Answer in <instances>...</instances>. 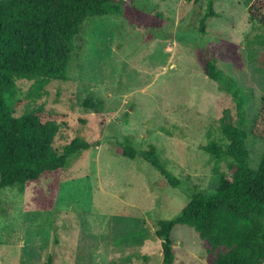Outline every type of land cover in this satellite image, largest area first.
<instances>
[{
  "label": "rangeland",
  "instance_id": "rangeland-1",
  "mask_svg": "<svg viewBox=\"0 0 264 264\" xmlns=\"http://www.w3.org/2000/svg\"><path fill=\"white\" fill-rule=\"evenodd\" d=\"M204 1H119L161 12L159 29L143 30L117 15L89 17L74 42L66 79L40 90L33 81L16 80L13 115L37 108L65 115L67 126L53 141L59 151L74 135L98 145L54 177L0 190V264L161 263L157 220L175 218L194 191L212 192L227 171L203 149L209 136H221L216 101L222 93L200 70L195 46L208 45L219 69L236 80L245 97L246 129L264 95V74L255 64L264 53V27L247 11L264 0H213L218 16L199 33ZM90 95L101 98L99 111L81 105ZM126 135L136 149L153 146L179 183L161 188L147 162L116 154L109 145ZM245 143L249 166L257 168L264 141L249 135ZM36 188L52 190L46 208L37 202ZM171 234L173 264H209L216 253L188 227L176 225Z\"/></svg>",
  "mask_w": 264,
  "mask_h": 264
},
{
  "label": "trees",
  "instance_id": "trees-1",
  "mask_svg": "<svg viewBox=\"0 0 264 264\" xmlns=\"http://www.w3.org/2000/svg\"><path fill=\"white\" fill-rule=\"evenodd\" d=\"M119 1L122 0H0V190L54 177L70 167L84 150L98 145L92 138L74 135L63 141L65 145L59 151L53 141L67 126L65 115L45 113L40 108L13 115L9 100L16 93L18 79L33 81V89L40 90L50 80L67 78L74 42L89 17L117 15L143 30L159 29L161 12L151 13ZM200 1L184 0L193 5ZM204 2L197 25L199 33H205L208 18L218 16L213 0ZM247 11L250 21L264 27V2L255 1ZM258 56L255 64L264 74V53ZM195 57L202 73L215 81L222 93L216 101L217 131L221 136H209L203 149L217 162L224 161L227 171L219 173L212 192L194 191L175 218L157 220L153 233L160 240V264L176 260L171 234L176 225L194 231L216 252L209 264H264V152L257 168H251L245 143L249 135L264 141V95L250 129H246L245 97L236 80L219 69L208 45L195 46ZM19 103L22 102L14 105ZM81 105L99 111L102 101L90 95L81 100ZM131 137L126 135L122 142L109 146L122 157L147 162L159 175L157 185L161 188L176 186L179 179L164 167L156 149H136ZM51 192L35 189L36 200L43 208L52 199H45Z\"/></svg>",
  "mask_w": 264,
  "mask_h": 264
}]
</instances>
